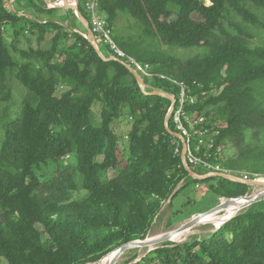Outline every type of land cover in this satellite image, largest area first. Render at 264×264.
Here are the masks:
<instances>
[{"label":"trees","instance_id":"trees-1","mask_svg":"<svg viewBox=\"0 0 264 264\" xmlns=\"http://www.w3.org/2000/svg\"><path fill=\"white\" fill-rule=\"evenodd\" d=\"M13 6L0 0V106L12 99L8 71L26 92L14 117L0 115V264H98L121 244L144 239L169 198L171 204L183 189L215 179L188 175L182 143L165 127L171 101L146 93L154 88L174 95L176 108L178 83L184 85L196 157L235 175L264 173V46L249 43L244 25L264 28V0H100L118 46L149 65L146 92L127 58L98 55L73 10L63 24L55 20L61 7L44 0ZM79 8L87 18L81 2ZM122 17L133 19L135 33L116 30ZM6 25L14 36L9 45L1 30ZM28 33L48 46L18 47ZM161 46L206 52L183 61ZM99 47L106 58L114 56ZM96 103L98 123L92 119ZM122 118L125 156L114 129ZM167 125L176 131L172 114ZM248 129L262 141L240 146ZM224 139L238 146L227 159L217 152ZM190 167L198 172L199 166ZM210 189L216 197L236 198L250 185L219 177ZM79 190L87 195L73 199ZM132 264H264V209L248 208L201 239L162 243Z\"/></svg>","mask_w":264,"mask_h":264},{"label":"rangeland","instance_id":"rangeland-1","mask_svg":"<svg viewBox=\"0 0 264 264\" xmlns=\"http://www.w3.org/2000/svg\"><path fill=\"white\" fill-rule=\"evenodd\" d=\"M205 2L206 4H210V0H205ZM9 5H10V8L13 10L14 3L13 5H11L10 0H9ZM70 9L71 8L69 6H62L61 10L55 14L57 16L55 17V20L59 21L60 23L64 22L63 24H66L63 18H65V16L68 15V10ZM193 16L195 18H198V15L196 14ZM228 16L233 21L242 22L241 19L236 17L233 13H230V15ZM261 19L262 21H264V15H262ZM227 22L228 20L224 22L225 25L227 24ZM130 25H131V28H130ZM244 25L246 28L250 30L252 34V37L249 39V43L251 45L264 46V28H258V27L250 26L246 24ZM134 26L135 25H134L133 19L128 20L125 17H122L117 23L116 30L122 33H125V34L135 33L136 28ZM1 30L2 32H4V38L6 40V43L9 45L14 40L12 28L6 25L5 27L1 28ZM75 31L81 33L80 29L78 28L75 29ZM50 34L51 33H48V37L50 36ZM37 39H38L37 36L31 35L30 33L27 34V37L20 36L18 47H22L25 49L30 47V49H35L38 46H42V45L44 47L48 46L47 41H44L41 44H39V41ZM161 48H163V50L166 51L168 54L176 56L183 61L190 57L201 55L206 52L205 47H198V46H193V47H188V48H182V47H177V46H170V47L161 46ZM15 57L19 60L21 59L18 56V54H15ZM145 77H152V75L145 76ZM7 78H8L7 80L8 85L11 89L10 91H11L12 99L9 103H6L0 106V115L4 116V114L7 113L8 116L14 117L15 114L18 112V110H20L21 101L23 99L24 92L26 91H25V88L22 87V85L12 76L10 71H8L7 73ZM146 87L147 86L145 85V88ZM154 90H159V89L154 88ZM92 119L94 120L95 123L99 122V104L98 103H96L93 108ZM192 127H194V125ZM114 129L119 135L118 145L124 152L123 154L125 156L128 151V138L126 136L128 125H127L126 119L122 118L121 120H117L114 123ZM262 138H263L262 135H258V136L254 135L252 131L248 129L246 131V135H244V142L240 144V146H244V145L253 146L255 144H259L262 141ZM200 139L202 140V142L205 141V138L203 137V133H200ZM236 150H238L237 143L229 139H224L218 145V148H217V152L219 153V156H222L224 159H227V157H230L231 155L235 154ZM195 169L198 172L203 173V174L206 172H210V169H208L207 167L206 168L197 167ZM119 170L120 168H116V169H110L104 172L103 179L109 180L110 178L115 176L119 172ZM245 173H248V176L251 179H258V180L264 179V173L250 172L252 177H250L249 172L246 171ZM240 174H242V172ZM213 177L215 179H211L210 181H207L202 184L200 183L198 187L195 185L194 189L192 188L183 189L182 193L180 192L172 200L171 204H169L170 198L165 203H163L148 231V234L146 235L144 239L157 237V236H160L161 234L175 230L178 227H180L182 224L194 218L196 215L200 213H204L214 208L219 203H225L229 201L230 198L216 197L214 193L211 191L210 189L211 184L216 183L220 176H213ZM222 178H225V177H222ZM227 179L231 180V178H227ZM183 183H184V180L181 181L178 186H180ZM262 189H264V185H250L249 192L243 195V197L246 195L250 196V195L256 194L260 192ZM86 195H87V192L85 190H79L73 193L72 198L82 199ZM234 199L236 198H233L232 201ZM251 205L252 204L235 211L231 217L239 213L245 212V210H247L248 208H251L255 211L264 209V199L253 203L255 207H250ZM224 212L225 211L221 209L220 211H217L216 215L221 216L224 214ZM222 223H220L219 225L214 224L212 222H207V221L198 223L195 226L179 233V235L184 234V233L185 234L182 237L178 238L177 240H170V241L168 240L163 243L172 242V241L174 243H179V242H183L186 240H191L193 238L201 239L207 236L209 233L214 232L217 228H219L222 225ZM144 239H138V241L144 240ZM159 245H155V246L153 245V247L155 248ZM151 247L152 245L129 248L119 256L115 264L135 263L142 256H144L150 250ZM100 262L101 261H98V264H100ZM1 264H8V263L5 260H2Z\"/></svg>","mask_w":264,"mask_h":264},{"label":"water","instance_id":"water-1","mask_svg":"<svg viewBox=\"0 0 264 264\" xmlns=\"http://www.w3.org/2000/svg\"><path fill=\"white\" fill-rule=\"evenodd\" d=\"M69 1L70 0H62V2L54 3V2H51L50 0H47V2H49V4L52 5V7L69 6L74 11L75 16L77 17V19L80 21V23L84 27V29H85V37L89 40V42L96 49L98 55L101 58L105 59V60L117 59V57H115V56H110V57L106 58L103 55V53L101 52L100 47H99V45H98V43L96 41L95 35L92 32V29L90 27V24H89L88 20H87V18L84 16V14L82 13V11L79 8V0H72L74 2L73 6L68 5ZM126 65L129 68V70L136 77V79L138 81V84L141 87V89L144 92H146L145 91V83H144L143 77L133 67L129 66L128 64H126ZM146 93L160 95V96L168 98L171 101V105H170V107L168 109V112L166 114V117H165V127H166V129L168 130V132L170 134H172L173 136H175L176 138H178L181 141V143H182L181 162H182L183 167L188 172V175L190 177L195 178V179H199V180H204V179H206V178H208L210 176H220V177H225V178H231L233 180H236L238 182H243V183L248 184V185H264V182L261 181V180H258V179H244V178H242L240 176L233 175V174H231L230 172H227V171H214V172H207V173L201 174V173H198L195 170H193L186 162V147H187L186 139L184 138V136L181 133H179L177 131H173L167 125L168 119H169L170 115L172 114V111L174 110V107H175V104H176L175 96L172 95V94L166 93V92H164L162 90H152L151 92H146ZM236 198H245L244 202L238 206L237 209L239 210V209H241L243 207H246V206H248L250 204H253V203L257 202V201L263 200L264 199V190H261L260 192H258L256 194H253V195H250V196L246 195L244 197L243 196H239V197H236ZM232 199L233 198H230L229 201H232ZM224 205L225 204H223V203H219L214 208H212V209H210V210H208V211H206L204 213H200V214L196 215L194 218H192L189 221H187L186 223L182 224L177 229L172 230V231L167 232V233H164V234H161L160 236L152 237V238H146V239L140 240V241L133 240V241L121 244L119 247H117L115 250L112 251V252H114V254H113L109 264H115V262L117 261L119 256L124 251L129 249V248L151 246L152 245V247L150 248V250H151V249L154 248L153 245L155 246V245H159V244H161V243H163L165 241H168V240L170 241L173 236H175V235H177V234H179V233H181V232H183V231L195 226L196 224L200 223V217L201 216H204V215H206L208 213H213L215 211H220V209H222L224 207ZM101 260L102 259H100L99 261H101Z\"/></svg>","mask_w":264,"mask_h":264},{"label":"built area","instance_id":"built-area-1","mask_svg":"<svg viewBox=\"0 0 264 264\" xmlns=\"http://www.w3.org/2000/svg\"><path fill=\"white\" fill-rule=\"evenodd\" d=\"M80 2L82 3L84 10L86 11L88 15L87 20L90 24L93 34L95 35L98 45H99V42H101L103 43V45H105L109 49V51L112 54H114V56H117L120 59L127 58L128 62H126V64L133 67L142 77L152 75L148 64L143 65L139 63L138 61H136L133 57L131 56L127 57L125 52L115 42L113 38L112 27L109 25L108 21L106 20V17L104 16V14L101 12L99 8L100 0H79V3ZM161 77H164V76L161 75ZM178 84L181 87V92H180L178 107L176 108L174 107V110L172 111V117H173V122L176 127V131L181 133L187 142V147H186L187 164L189 166H199V167H204V168L207 167L208 169H210V172L226 171V170H221L219 167H214L210 165L208 162L204 161L203 159L196 157L194 153L192 152L191 147H190V138H191V129H192L193 123L189 121V119L187 118L186 114H184V111H183V104L185 100V87L182 83H178ZM198 142L201 143L202 140L199 139ZM211 145H212V142H211ZM176 152H179L178 148H176ZM227 172H230L231 174H233L231 171H227ZM236 176H240L244 179H250L248 174L246 173H242ZM196 186L198 187L199 183H197Z\"/></svg>","mask_w":264,"mask_h":264},{"label":"bare ground","instance_id":"bare-ground-1","mask_svg":"<svg viewBox=\"0 0 264 264\" xmlns=\"http://www.w3.org/2000/svg\"><path fill=\"white\" fill-rule=\"evenodd\" d=\"M73 4H74V2L71 0L68 2V5H70V6H73ZM261 181L264 182V179ZM262 190H264V189H262ZM244 200H245V198H236L233 201H227V202H225V200H224L225 203H223V204H225V205L222 208V210H224L225 212L223 215H221V216L216 215L217 211H215L213 213H208V214L200 217V223L207 221V222H212L214 224L219 225L223 221H226L228 218H230L233 215V213L238 210L237 209L238 206L240 204H242L244 202ZM184 234H180V235L177 234V235L173 236L171 240H177L178 238L182 237ZM113 254H114V252H111L110 254L106 255L101 260L100 264H109Z\"/></svg>","mask_w":264,"mask_h":264},{"label":"crops","instance_id":"crops-1","mask_svg":"<svg viewBox=\"0 0 264 264\" xmlns=\"http://www.w3.org/2000/svg\"><path fill=\"white\" fill-rule=\"evenodd\" d=\"M15 1L16 0H10V3H11V5H13V3H15ZM45 1V3H46V5H47V7H52V5L51 4H49V2H47V0H44ZM51 2H54V3H59V2H62V0H50ZM72 1V0H71ZM62 7V6H61ZM13 10H15L14 8H13ZM17 13H18V15H27L28 16V14L26 13V12H24V10L22 11V10H20V11H17Z\"/></svg>","mask_w":264,"mask_h":264}]
</instances>
